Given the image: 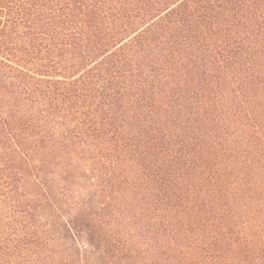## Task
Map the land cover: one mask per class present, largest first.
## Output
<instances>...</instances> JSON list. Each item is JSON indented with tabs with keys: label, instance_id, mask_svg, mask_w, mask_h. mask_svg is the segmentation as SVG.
<instances>
[{
	"label": "trees",
	"instance_id": "16d2710c",
	"mask_svg": "<svg viewBox=\"0 0 264 264\" xmlns=\"http://www.w3.org/2000/svg\"><path fill=\"white\" fill-rule=\"evenodd\" d=\"M0 264H264V0H0Z\"/></svg>",
	"mask_w": 264,
	"mask_h": 264
}]
</instances>
